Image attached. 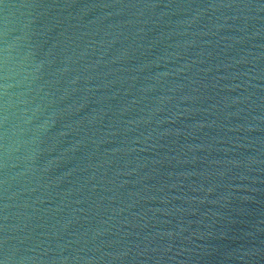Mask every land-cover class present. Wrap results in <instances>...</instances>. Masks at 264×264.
Masks as SVG:
<instances>
[{
	"label": "water",
	"instance_id": "95a60500",
	"mask_svg": "<svg viewBox=\"0 0 264 264\" xmlns=\"http://www.w3.org/2000/svg\"><path fill=\"white\" fill-rule=\"evenodd\" d=\"M0 264H264V0H0Z\"/></svg>",
	"mask_w": 264,
	"mask_h": 264
}]
</instances>
